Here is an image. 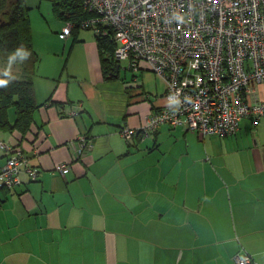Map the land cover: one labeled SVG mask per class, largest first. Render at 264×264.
<instances>
[{
	"label": "crops",
	"instance_id": "crops-1",
	"mask_svg": "<svg viewBox=\"0 0 264 264\" xmlns=\"http://www.w3.org/2000/svg\"><path fill=\"white\" fill-rule=\"evenodd\" d=\"M82 31L63 59V30L53 46L32 30L39 107L30 132L0 141L39 175L23 169L0 187V264H236L241 249L264 264V119L244 118L229 136L163 123L127 140L123 128L166 104V82L146 64L105 76L95 33ZM85 134L93 147L79 156Z\"/></svg>",
	"mask_w": 264,
	"mask_h": 264
},
{
	"label": "built area",
	"instance_id": "built-area-1",
	"mask_svg": "<svg viewBox=\"0 0 264 264\" xmlns=\"http://www.w3.org/2000/svg\"><path fill=\"white\" fill-rule=\"evenodd\" d=\"M90 16L81 27L114 44L113 58L129 69L143 64L166 82V104L138 128H123L129 140L148 135L163 123L185 125L202 136L235 134L244 118H264V0H83ZM68 22L60 37L72 34ZM93 147L87 134L80 138L78 155ZM6 162L0 167V187L12 189L25 169L36 180L21 149L0 141ZM58 170H70L67 163ZM236 264H251L241 249Z\"/></svg>",
	"mask_w": 264,
	"mask_h": 264
},
{
	"label": "trees",
	"instance_id": "trees-1",
	"mask_svg": "<svg viewBox=\"0 0 264 264\" xmlns=\"http://www.w3.org/2000/svg\"><path fill=\"white\" fill-rule=\"evenodd\" d=\"M59 14L74 24L72 36H77L81 29L93 30L81 27L83 20L90 16L83 9V0L69 1ZM95 35L101 49L104 74L114 77L118 64L113 58L115 46L107 38ZM39 59L33 46L31 22L24 0H0V80L6 81L0 86V131H17L22 136L31 131L33 114L39 107L33 81ZM12 68H17L23 77L14 76L16 72H12ZM12 110L14 120L10 117ZM12 147L21 149L17 145Z\"/></svg>",
	"mask_w": 264,
	"mask_h": 264
},
{
	"label": "rangeland",
	"instance_id": "rangeland-1",
	"mask_svg": "<svg viewBox=\"0 0 264 264\" xmlns=\"http://www.w3.org/2000/svg\"><path fill=\"white\" fill-rule=\"evenodd\" d=\"M69 1L71 0H24L25 5L27 6V15L31 22V28L33 30V35L37 44H44L46 42H48L50 46L59 44V42L57 41L59 40V32L64 30L68 23L66 20L60 17L59 12L62 9H65V6L67 5V3H69ZM82 30V33L88 32L94 35V31L91 29ZM70 36H68L64 40H61L62 46L59 52V56L63 59L66 58L68 54L67 52L69 51L68 49L73 43V38H69ZM65 43L68 44V46L66 45V51L63 52ZM77 57H81V55L79 54L77 55ZM120 65L122 68V70L120 71V80H124L125 74L130 77V71L124 70L125 67L127 68V63L122 62ZM11 70L12 72H16L14 76L20 78L23 77V75L18 72L17 68H12ZM259 90L264 93V84H261L259 86Z\"/></svg>",
	"mask_w": 264,
	"mask_h": 264
},
{
	"label": "water",
	"instance_id": "water-1",
	"mask_svg": "<svg viewBox=\"0 0 264 264\" xmlns=\"http://www.w3.org/2000/svg\"><path fill=\"white\" fill-rule=\"evenodd\" d=\"M119 70H120V65L117 64V65H116V71H117V74H116V75H118Z\"/></svg>",
	"mask_w": 264,
	"mask_h": 264
},
{
	"label": "clouds",
	"instance_id": "clouds-1",
	"mask_svg": "<svg viewBox=\"0 0 264 264\" xmlns=\"http://www.w3.org/2000/svg\"><path fill=\"white\" fill-rule=\"evenodd\" d=\"M6 83V81H2V80H0V86H2L3 84H5Z\"/></svg>",
	"mask_w": 264,
	"mask_h": 264
}]
</instances>
